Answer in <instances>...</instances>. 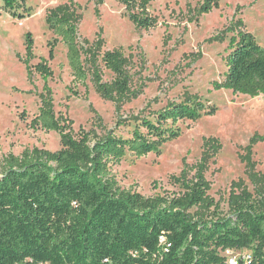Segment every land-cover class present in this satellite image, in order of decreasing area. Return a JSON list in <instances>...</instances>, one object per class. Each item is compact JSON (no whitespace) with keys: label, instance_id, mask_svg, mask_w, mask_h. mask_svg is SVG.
Instances as JSON below:
<instances>
[{"label":"trees","instance_id":"16d2710c","mask_svg":"<svg viewBox=\"0 0 264 264\" xmlns=\"http://www.w3.org/2000/svg\"><path fill=\"white\" fill-rule=\"evenodd\" d=\"M136 28L152 27L156 20L149 12L150 0H118ZM14 17L24 0H0ZM214 0H204L199 13L209 12ZM78 15L71 3L46 14L54 39L66 49L73 88L86 91V66H103L113 73L110 84L96 75L94 87L116 108L136 98L131 94L121 49L101 52L96 42L79 39ZM53 43L48 59L41 58L33 68L44 80L53 74ZM33 39L25 35L30 54ZM224 80L215 83L232 93L249 96L264 94V47L249 31L231 34ZM99 52L101 53L99 55ZM189 100H171L150 116L132 118L127 136L116 133L131 120H117L102 136L93 130L78 132L73 121L53 110L50 98L43 97L32 127L56 132L60 147L50 151L26 147L19 155L2 158L0 174V264H228L224 249H246L249 259L237 264H264V192L243 187L230 197V213L224 217H192L189 210L206 199L207 183L202 174L220 148L216 139L205 143L193 180L171 179L178 191L171 195L144 196L122 188L113 168L130 154L138 159L158 154L163 143L181 134L180 124L194 121L200 112L213 114L215 106L201 107ZM247 162L249 179L264 174L254 172ZM241 184V181L235 185Z\"/></svg>","mask_w":264,"mask_h":264},{"label":"rangeland","instance_id":"374dc122","mask_svg":"<svg viewBox=\"0 0 264 264\" xmlns=\"http://www.w3.org/2000/svg\"><path fill=\"white\" fill-rule=\"evenodd\" d=\"M71 2L78 15L79 39L89 45L98 42L101 52L120 48L129 60V90L131 94L141 91L118 109L94 87L96 75L107 84L113 80V73L102 63L86 66V91L83 86L76 88L78 96L70 91L66 49L54 39L46 14ZM203 2L150 0L148 9L156 22L144 29L136 28L118 0H24L14 17L0 2V174L2 158L8 153L19 155L34 146L50 151L60 147L56 132L30 125L43 97L49 96L56 114L73 121L75 132L81 127L98 136L117 120L150 116L171 100H189L197 102L199 109L215 106L216 110L181 123V134L163 143L158 154L138 159L127 154L113 168L119 185L144 196L171 195L178 191L173 176L183 171L184 177L193 180L205 143L216 139L220 148L202 174L206 199L189 210L191 216L228 215L232 193L243 187L250 193L254 188L264 192L261 176L249 179L247 162L241 160L245 158L254 172L264 174V94L252 97L215 86L224 80L233 32L249 31L264 47V0H214L209 12L199 13ZM28 32L33 39L30 54L25 49ZM52 43L53 59L48 64L53 74L44 80L33 65L48 59ZM130 122L116 133L127 136L134 124ZM246 254V249L232 250L225 259L241 261Z\"/></svg>","mask_w":264,"mask_h":264},{"label":"built area","instance_id":"2783aa9c","mask_svg":"<svg viewBox=\"0 0 264 264\" xmlns=\"http://www.w3.org/2000/svg\"><path fill=\"white\" fill-rule=\"evenodd\" d=\"M231 252H232V249H229V248H227V249H224L223 251H222V253H223V255L225 256V255H230L231 254ZM249 259V254L247 253L245 256H244V259L243 260H248ZM228 264H237L238 263V261H236V260H232V259H230L229 260V262H227Z\"/></svg>","mask_w":264,"mask_h":264}]
</instances>
